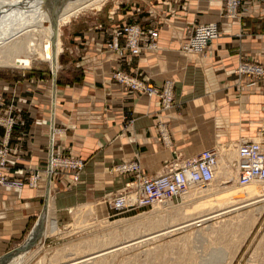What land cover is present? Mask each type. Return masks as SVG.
<instances>
[{
    "label": "crops",
    "instance_id": "obj_1",
    "mask_svg": "<svg viewBox=\"0 0 264 264\" xmlns=\"http://www.w3.org/2000/svg\"><path fill=\"white\" fill-rule=\"evenodd\" d=\"M168 1L177 10L171 13L160 0H152L144 8L137 7L139 11L128 21L116 18L83 26L82 20L68 28L72 78L56 79L54 126L63 131L54 134V152L80 157L84 167L77 181H72L70 173L56 171L50 184L52 193L44 205V180L33 189L27 186L26 175H14L22 182L20 189L0 186V255L25 234L47 205L56 219L64 221L80 204L94 203L95 208L103 204L101 198L120 189L129 178L110 172L113 165L138 160L144 174H155L178 155H193L211 144L253 136L264 121V77L235 73L243 57L264 65V4L247 0L248 12L241 21L221 22L219 38L203 57L194 58L180 51L186 37L184 26L219 21L222 0H182L176 5ZM181 4L186 10L178 9ZM134 21L143 26L154 23L158 49L118 63L103 42L113 29ZM118 68L156 86L171 78L175 107L162 111L156 98L137 96L117 85L110 75ZM252 80L256 83L247 85ZM39 86L33 104L38 108L37 119H42L48 116L51 82L40 80ZM33 88L35 85L29 86L27 94ZM159 123L168 125L169 146L158 137ZM30 127L32 133H26V140L39 150L30 151L18 166L44 167L49 125L36 126L30 119L26 131ZM18 136L15 128L10 143H16ZM101 206L107 213L106 205Z\"/></svg>",
    "mask_w": 264,
    "mask_h": 264
},
{
    "label": "rangeland",
    "instance_id": "obj_2",
    "mask_svg": "<svg viewBox=\"0 0 264 264\" xmlns=\"http://www.w3.org/2000/svg\"><path fill=\"white\" fill-rule=\"evenodd\" d=\"M147 1L150 2L152 0H104L98 5L87 6L71 14L65 22L59 25L56 79L64 81L65 79H70L72 76V69L68 62V53L71 54L70 51L73 49L67 33L72 23L83 20L82 25L87 26L91 22L100 20L105 22L107 19L120 18L121 20L126 19L128 21L129 16L132 17L136 14L137 7L144 8ZM160 1L166 9L170 6L174 7L171 3L163 4L164 0ZM45 2L47 0H0V34L8 33L10 30L13 31L14 28H19L20 26L24 28L22 32L25 29H30L27 30L29 32L25 31L27 34L23 32V35L20 31L21 39H17V41H22V48L17 49L18 54L24 53L30 59L27 58L29 61L22 65L14 66L11 64L10 59L12 61L17 52L14 53L12 50L11 52H7L5 56L7 63L0 66V81H3L5 84L9 83L21 87L23 85L26 87V90H29V86L35 85L40 80L43 83L46 82V84L50 83V79L52 81L49 62L31 52L37 46L40 49L41 46L44 48L43 31L47 30V28L51 31L47 20L39 21V17L44 14L43 7L48 5H44ZM178 2L180 4L183 1L177 0L175 3ZM59 10L61 11V8ZM174 10L177 9L174 7ZM228 142L230 141L226 140L207 147H219V150L222 151V149H227V146H230ZM229 150L232 151H229L231 155L228 157L232 158L231 163L234 164L236 160V148L229 147ZM222 157V155L219 157L218 173L213 183L205 187L189 189L187 193L175 198L173 202L168 201L171 203L170 206L163 207L167 202H157L152 206L113 215V212L106 205L107 213H105L101 205H105L103 201L106 195L114 193V191L106 193L99 201L103 202V204L97 203L96 208L94 203H85L74 207L72 217H67L64 221L56 219L54 210L51 209L45 223L46 234L40 239L35 240L32 243V248L25 256L18 259V262L4 264H65L68 260L79 259L86 254L97 252L138 236L171 226L174 223H178V221L181 222L182 220L199 216L206 212H213L224 208L229 203L218 205L216 200L223 197L225 199L226 196H234L231 193L232 191H229V188L238 187L234 185L233 177H223L222 171L224 170V166L219 163L223 162V159L221 160ZM232 164L231 166L230 163L227 164V167L229 165L234 170ZM260 185L264 186V184ZM205 190H209V192L207 191L206 194ZM240 190H243V188ZM222 192L224 193L223 195ZM51 195L53 196V194ZM211 201H214L216 207ZM209 202L211 203L209 204ZM256 206L259 207V210H262L258 216L254 214L258 208ZM37 218L32 221L25 234L1 254L0 258L23 243L33 229ZM227 223L232 225V228L226 230L224 235L219 228ZM220 253H223L227 258L224 262L223 260H218ZM77 264H264V201L221 216H216L200 225H192L190 229H178L177 231L175 230L116 251H105L99 257H94L85 263Z\"/></svg>",
    "mask_w": 264,
    "mask_h": 264
},
{
    "label": "built area",
    "instance_id": "obj_3",
    "mask_svg": "<svg viewBox=\"0 0 264 264\" xmlns=\"http://www.w3.org/2000/svg\"><path fill=\"white\" fill-rule=\"evenodd\" d=\"M264 4V0H256ZM177 0H173L174 4ZM169 4L164 0L163 4ZM247 0H222L219 21L187 23L184 26L186 37L180 45V51L185 55L203 57L208 46L220 36L221 22L229 23L241 21L248 12ZM173 12L171 6L167 8ZM180 10H186V5L181 4ZM136 11H139L137 8ZM237 33L236 36H240ZM123 38V43L119 40ZM158 30L154 23L143 26L140 23L126 22L113 29L110 37L104 40V48L114 59L121 63L126 57L139 56L143 52L158 49ZM71 53L73 51H70ZM51 72V71H50ZM240 77L248 75L257 79L264 77V65L254 63L249 58L243 57L235 69ZM112 79L117 85L124 86L128 91L137 96L156 98L162 111L175 107L174 81L165 78L159 86L154 85L147 78L127 73L120 68L111 72ZM51 77L53 78L52 74ZM54 80V79H53ZM48 116L37 119V107L33 104L35 95L40 88L39 82L27 94L26 87L5 84L0 81V186L6 189H20L22 182L16 180L14 175H26L27 186L38 188L41 181L45 182L46 190L51 191V180L56 171L67 172L72 175V181H77L84 161L80 157L60 155L54 152V134L61 133L63 129L54 126L56 107V76L55 84L51 81ZM255 80L247 85L252 86ZM54 88V92H53ZM39 126L42 123L49 125L50 131L46 148V165L44 167H19L18 164L25 160L30 151H38L39 147L31 140H26V133L30 134L31 127L26 131L27 122ZM15 128L19 129L16 143H10V137ZM158 137L164 145H171L168 125L159 123L157 126ZM24 141V142H23ZM236 160L234 165L237 171V183L241 186L253 182L264 183V122H261L253 137L239 139L235 142ZM218 163L216 147H207L199 152L182 156L178 155L166 162L161 170L155 174H144L138 160H123L113 165L112 173L128 175V180L114 193L106 195L104 199L113 215L127 213L140 208L152 206L156 202L171 201L182 196L192 186L210 184L215 178ZM44 193V201H45Z\"/></svg>",
    "mask_w": 264,
    "mask_h": 264
},
{
    "label": "bare ground",
    "instance_id": "obj_4",
    "mask_svg": "<svg viewBox=\"0 0 264 264\" xmlns=\"http://www.w3.org/2000/svg\"><path fill=\"white\" fill-rule=\"evenodd\" d=\"M102 1H104V0H47V2L44 3V5H47V4L48 5L46 7L44 6L45 9L43 7L44 14L41 17H39V21L47 20L49 22V24H50L51 31L48 28H47V30H44L43 31L44 32V34H42L43 37H44L43 42H45L44 43V48H42V46H41V49H40V47L37 46L36 49H33V51H31V52H33V54L35 53L38 56L43 57V59H45L46 61L49 62L50 66H51L52 73H53V78H52L53 85H54V80L53 79L55 78L54 77V74L56 73L55 72L56 71V56L58 55L57 54L58 53L57 48H58V44H59V25L62 22H65L68 19V17L71 14H73L74 12H77L78 10H80L82 8H85L87 6L98 5V4L102 3ZM57 7H59V8L57 9ZM60 8H61V11L59 10ZM41 14H42V12H41ZM20 27L19 28L16 27V28L13 29V31L10 30L8 33L5 32V33L0 34V66H3V65H5L7 63V59L5 58V56H6V53L7 52H11V50L14 51V53L17 52L16 53V56L12 59V61L10 59V62H11L12 65H14V66L17 65L18 66V65H22V64L26 63L27 61H29L28 59H30V57L28 58V56L26 54H24V53L18 54L19 52H18L17 49L22 48V46H21L22 41H17V39H21V35L20 34L22 33V35H23L24 34L23 32H25V31L26 32H29L27 30H30V29H27V30L25 29L22 32V29H24V28H23V26H20ZM35 28H36V26H35ZM20 31H21V33H20ZM45 38H46V40H45ZM30 49H31V47H30ZM30 49H28V50L30 51ZM54 91L55 90L53 88V92ZM250 137H253V136H250ZM250 137L249 136L248 137L247 136H242V137H239L236 140L230 141V142H228V143H230V146H227V149H222V151L219 150V147H216L217 152H218V160H219V157H221V155L223 156L221 158V160L223 159L222 160L223 162H219L220 165H223L224 166V170L222 171L223 177H233L234 178V185H236L238 187V188H232V189L229 188V191H232L231 193L234 194V196H232V197L225 195L226 198L224 199V197L221 198L220 195L218 194L219 197L221 198L219 200H216V202L218 203V205L219 204H222V203H229V204H227V206H225L224 208H221L219 210H215L213 212H206L205 214H201L199 216H195V217H192V218H189V219H186V220H182L181 222L178 221V223H176V224L174 223L171 226H167L165 228L156 230L154 232H151V233H148V234H145V235L138 236L136 238L130 239L128 241L122 242L120 244L111 246L109 248H106V249H103V250H100V251H97V252H92L90 254H86L85 256H83V257H81L79 259L78 258H75V259H72V260H68L67 263H65V264L85 263L89 259H92L94 257H99V255H101V253H103L105 251H108V252L116 251L118 249H122V248L127 247V246H132V245L138 244L139 242L141 243L143 241H146V240H150V239L159 237L161 235H164V234L173 232L175 230L177 231L178 229H186V228H189L190 229V227L192 225H195V226L196 225H200V224H202V223H204V222L208 221L209 219L214 218L216 216H221V215H224V214H226L228 212L235 211V210H238L240 208H243V207H246V206H249V205H253V204H257V203H260L261 201H264V186L263 185H260V184H264V183L253 182V183H251L249 185H246V186L239 185L237 183L236 166L231 163L232 162V158L230 157L231 158L230 159L228 157L229 155H231V152H229V151H232V150H229V147L230 148L231 147L234 148L236 146L235 142L237 140H239V139H248ZM235 156L237 157V155H235ZM229 163H230V166L232 164V166L234 167V170L235 171L232 170L229 167V165L227 167V164H229ZM224 164H226V165H224ZM218 165L219 164L217 163V167H218ZM220 171H221V169H220ZM217 173H218V171H216V174ZM215 180H216V175H215V178L213 179V181L211 183H213ZM210 184H207V185H210ZM205 186L206 185H202V186H192L191 188L205 187ZM231 187H232V185H231ZM240 187L243 188V190H240L241 189ZM212 190H210V191H212ZM205 191H206V194H207V191L209 192V190H205ZM49 193H50V190L47 189L46 190V193H45V196H46L45 202L46 201H49L48 200L49 197H50V194ZM185 193H187V192H185ZM224 193H225V191H224ZM224 193L222 192V195ZM226 194H228V193H226ZM214 201H211V202L214 203ZM161 202H167V204L166 205L164 204L163 207L170 206L171 205V203L168 202V201H161ZM211 202H209V204ZM200 203H201V201H200ZM204 205H205V203H204ZM218 205H217V207H218ZM156 207H158V206H156ZM208 207H210V206H208ZM215 207H216V204H215ZM256 207H258V206H256ZM203 208H201V209H203ZM205 208H206V205H205ZM196 209L198 210L197 207H196ZM205 211H207V210H205ZM260 211H262V210H259V207H258L256 209V213L254 212V214L256 216H258L259 213H260ZM48 213H49V208H48V205H47V207L41 212L38 220L35 221V223H34L35 225L33 224L34 225L33 229L28 234V236L25 238V240L23 241V243L19 247H17L16 249H14L13 251H11L9 253H6L4 256H2L0 258V264L18 262V259H20L23 256H25V254L32 248V243L35 240L40 239L42 236H44L46 234V224L45 223H46V220L48 218ZM190 217H191V215H190ZM231 228H232V225H229L227 223V224H224L223 226H221L219 228V230L222 233H224V235H225V231L226 230H230ZM221 232H220V234H221ZM218 257H219L218 260L219 261L223 260V262H224L225 259H227L225 257V255H223V253H220Z\"/></svg>",
    "mask_w": 264,
    "mask_h": 264
},
{
    "label": "water",
    "instance_id": "obj_5",
    "mask_svg": "<svg viewBox=\"0 0 264 264\" xmlns=\"http://www.w3.org/2000/svg\"><path fill=\"white\" fill-rule=\"evenodd\" d=\"M50 71H51V69H50ZM51 74H52V76H53V73H52V71H51ZM54 77H55V74H54ZM54 84H55V78H54Z\"/></svg>",
    "mask_w": 264,
    "mask_h": 264
}]
</instances>
